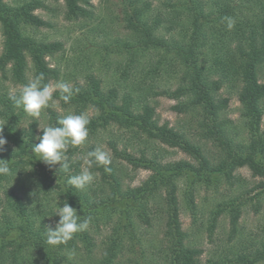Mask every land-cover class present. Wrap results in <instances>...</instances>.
<instances>
[{"label":"trees","instance_id":"1","mask_svg":"<svg viewBox=\"0 0 264 264\" xmlns=\"http://www.w3.org/2000/svg\"><path fill=\"white\" fill-rule=\"evenodd\" d=\"M238 2L120 0L113 36L92 0H64L63 17L80 23L91 41L75 60L78 76L70 78L79 91L65 103L56 90L38 117L0 92V130L8 141L0 159L11 169L9 175L0 174V186H5L0 264H202L204 249L181 218L183 196L186 208L200 209V188L219 194L217 222L210 227L226 211L230 228L227 243L204 264H264V227L263 237L250 235V240H242L240 227L246 207H257L264 198V0ZM44 8H51L44 0H0V73L16 85L25 86L41 73L42 84L61 77L49 58L64 51L65 42L30 33L53 27L38 12ZM226 17L235 20L231 30ZM223 88L240 101L238 123L225 118L229 96ZM161 96L177 100L171 109L183 116L182 122L160 119L156 102ZM80 113L89 117V134L119 128L140 153L137 157L129 144L120 149L110 141L116 161L110 158L105 166L89 157L94 180L83 190L67 183L85 163L81 157L72 160L77 147L65 152L68 172L59 164L49 168L32 151L42 123L59 126L62 116ZM163 145L188 158L166 159ZM120 159L149 175L138 185L127 184ZM241 168L256 179L251 185ZM224 188L231 191L221 197ZM66 202L81 219L91 217L89 227L67 243L49 245L47 225L55 227L54 208ZM151 228L158 229V239L148 233Z\"/></svg>","mask_w":264,"mask_h":264},{"label":"rangeland","instance_id":"2","mask_svg":"<svg viewBox=\"0 0 264 264\" xmlns=\"http://www.w3.org/2000/svg\"><path fill=\"white\" fill-rule=\"evenodd\" d=\"M8 2H13L15 0H6ZM49 9H40L38 12L44 16V18L50 20L53 23V27H45L40 28V30L30 29V33H32L36 37L48 36L49 38L60 39L65 42V50L56 54L55 57H50L49 61L52 66L58 67L61 70V77L59 80H56L52 83L55 85L58 82H66L70 85L73 84V81L70 79L71 77H75L80 72V69L77 68L75 64V60H79V53L84 43L90 44V35L88 34L87 29L81 28L80 23L67 21L63 17L64 11V0H44ZM95 10L99 16V19H103L104 25L107 28V31H111V34L115 32V27L118 28V24L120 21L121 14V5L120 0H92ZM235 2L239 3L238 0ZM53 7H58L56 11ZM52 8L54 13L51 12ZM84 23V22H83ZM115 34H113L114 36ZM103 40V39H102ZM88 44V46H89ZM87 46V48H88ZM3 48V35L0 30V54ZM89 54H93V50L89 48L87 50ZM77 58V59H76ZM32 63L30 62V67ZM83 70V68H82ZM262 80L264 81V67L262 71ZM75 74V75H74ZM78 76V75H77ZM24 86L16 85L14 82L10 80H5L2 77V73H0V92H4L9 95V91H14L15 93L20 92V90ZM224 95L229 96V105L227 110L225 111V118L234 121L235 123L240 122V114H241V104L237 98L235 93L227 92L223 88ZM59 91V90H58ZM177 100H173L164 96L158 97L156 105H157V113L161 120L168 119L172 123L182 122L183 116H179L174 110L171 109V106L175 104ZM54 104L53 102H51ZM240 124V123H239ZM48 123H42L38 132L43 131L42 129L48 127ZM108 128L107 130H100L97 134H89L86 140L80 144L73 146L69 143L66 152H70V150L77 147L75 153L72 155V160H77L78 158H84L85 160H90L88 153L91 152L92 148L101 147L104 151H106L110 158L116 161V158L110 148V141H115L117 146L120 149L125 148V144H129V150L134 152V155L137 157L140 153L137 151V144L135 141L130 144V134L120 130L119 128ZM245 136V135H244ZM246 138V137H244ZM135 148H132V147ZM94 150V149H93ZM163 155H165L166 159L176 160L180 158H188V156L179 150L178 148H172L169 146L163 145L161 147ZM121 162L122 168L124 170V179L127 184L130 185H138L140 184L146 177L149 175L150 171L143 168H136L132 164H129L125 160H118ZM88 168V164L85 162L83 164V169ZM240 175L243 176L247 181H249V185H251L254 180H256L251 171L248 168H241L239 170ZM181 187L184 188V182L181 183ZM4 184L0 186V199L4 198ZM230 189L224 188L220 195L230 193ZM255 194V192H252ZM217 196L219 194H215L212 190H206L205 188H200V191L197 194V203L200 205V209L197 210L196 213H193L190 209L185 207L184 196L182 198V221L183 227L186 232L190 235L192 239L197 243L199 247L204 249L203 254L201 255L202 264L206 262V259L209 258L213 254V250L217 249V247H222L227 243V236L229 234V214L226 211L219 216L218 223L216 227H210V224H214L217 221L216 218V202ZM258 200L256 199L255 202ZM254 207L252 205H248L244 210V214L240 219L241 229L244 232V239L250 240V235L257 234L260 237H263V227H264V198L259 200V204ZM255 208L259 209L256 210ZM158 230L157 228H154ZM153 228L148 230L150 235L158 234ZM103 234L108 230L103 226L102 227ZM100 236V235H99ZM211 236H213L214 242L210 241ZM159 238V234L157 235V239ZM221 244V245H220ZM158 264H165L159 263Z\"/></svg>","mask_w":264,"mask_h":264},{"label":"clouds","instance_id":"3","mask_svg":"<svg viewBox=\"0 0 264 264\" xmlns=\"http://www.w3.org/2000/svg\"><path fill=\"white\" fill-rule=\"evenodd\" d=\"M227 27L231 30L235 25V20L226 17ZM43 74L37 75L30 80L17 95L14 91H9V99L17 106L23 107V110L32 116H39L41 110L49 106L53 99V93L56 90L60 92V98L65 102H70L71 98L79 89L73 87L66 82H58L55 85L42 84ZM90 123L89 117L85 113L68 114L58 119L59 126H48L43 128L42 135L38 136L39 143H36L32 151L37 154L40 159L49 168L59 164L60 169L65 172L69 171L70 165L65 156L69 143L73 146L82 144L88 137L87 125ZM8 143L0 130V151H4V146ZM89 157H94L95 161L100 165L107 166L110 164V156L101 147H97L94 151L88 153ZM91 164L90 160H85ZM108 170V169H106ZM0 174L9 175L11 169L6 160L0 159ZM94 180L93 173L84 168L77 175L69 176L67 183L76 188L83 190L88 184ZM55 215L59 216V220L55 222V227L47 225L46 242L49 245H59L67 243L71 240L75 233L88 229L91 217L81 219L77 214L76 208L69 203L54 208ZM54 216V215H53Z\"/></svg>","mask_w":264,"mask_h":264}]
</instances>
